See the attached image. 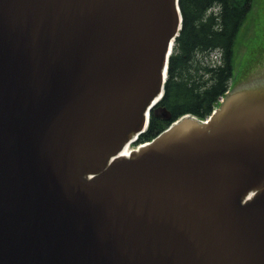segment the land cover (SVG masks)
Here are the masks:
<instances>
[{
  "label": "water",
  "instance_id": "water-1",
  "mask_svg": "<svg viewBox=\"0 0 264 264\" xmlns=\"http://www.w3.org/2000/svg\"><path fill=\"white\" fill-rule=\"evenodd\" d=\"M181 20L179 0H0V264H264V45L206 122L118 154Z\"/></svg>",
  "mask_w": 264,
  "mask_h": 264
},
{
  "label": "trees",
  "instance_id": "trees-1",
  "mask_svg": "<svg viewBox=\"0 0 264 264\" xmlns=\"http://www.w3.org/2000/svg\"><path fill=\"white\" fill-rule=\"evenodd\" d=\"M183 26L170 57L164 96L158 106L171 120L190 113L205 118L233 76L234 51L239 31L251 8L249 0H179ZM221 51L220 63L200 61L196 54ZM198 61L196 72H191ZM171 120L152 112L146 131L137 143L151 140Z\"/></svg>",
  "mask_w": 264,
  "mask_h": 264
},
{
  "label": "rangeland",
  "instance_id": "rangeland-1",
  "mask_svg": "<svg viewBox=\"0 0 264 264\" xmlns=\"http://www.w3.org/2000/svg\"><path fill=\"white\" fill-rule=\"evenodd\" d=\"M249 2L252 8H250L247 18L239 31L234 51L233 76L229 81L230 92L232 93L243 88L264 45V0H249ZM220 53L219 49H213L208 55L207 53L196 55L202 62L207 60L216 64L218 63V58H220ZM197 65L198 61L196 60L191 67V72H196L195 67ZM165 115L171 118V113L164 107L160 116Z\"/></svg>",
  "mask_w": 264,
  "mask_h": 264
},
{
  "label": "bare ground",
  "instance_id": "bare-ground-1",
  "mask_svg": "<svg viewBox=\"0 0 264 264\" xmlns=\"http://www.w3.org/2000/svg\"><path fill=\"white\" fill-rule=\"evenodd\" d=\"M134 151V149L132 148V146H130V144H129V142H126L125 143V145H124V148L122 149V156H124V157H128L129 155V153L130 152H133Z\"/></svg>",
  "mask_w": 264,
  "mask_h": 264
}]
</instances>
